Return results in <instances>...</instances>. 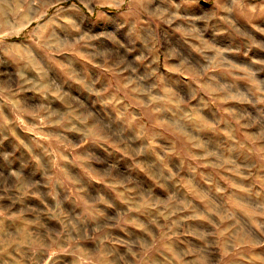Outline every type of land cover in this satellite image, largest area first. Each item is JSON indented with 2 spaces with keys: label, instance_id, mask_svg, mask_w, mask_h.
<instances>
[{
  "label": "clouds",
  "instance_id": "clouds-1",
  "mask_svg": "<svg viewBox=\"0 0 264 264\" xmlns=\"http://www.w3.org/2000/svg\"><path fill=\"white\" fill-rule=\"evenodd\" d=\"M262 170L264 0H0V264H264Z\"/></svg>",
  "mask_w": 264,
  "mask_h": 264
},
{
  "label": "rangeland",
  "instance_id": "rangeland-1",
  "mask_svg": "<svg viewBox=\"0 0 264 264\" xmlns=\"http://www.w3.org/2000/svg\"><path fill=\"white\" fill-rule=\"evenodd\" d=\"M192 11L195 12L197 10L193 9ZM161 51H163V49H161ZM161 59H163V57H161ZM79 63L85 64L86 62L84 60H80ZM5 147H7V145H5ZM212 175L214 179L219 180L220 183L224 184L225 186H227V184L231 180V177L226 176L222 171L219 173H213ZM141 176H143V174H141ZM258 176L261 179H264V170L260 171L258 173ZM193 183L198 191L204 192L206 190V182L203 177L198 178ZM253 191L261 192V196L259 198L253 197L251 200L245 201V203H247L249 206V210H255L256 205L258 203L264 202V189H262L260 183H256L254 185ZM96 194L107 195L106 192H100L99 189L97 190V192L91 193V195H96ZM211 199H215V197H211ZM194 202L201 210L204 209V205L200 204L199 201H194ZM3 203L6 206L8 202L5 201ZM33 203L38 204L39 202L33 201ZM217 203H220V201H217ZM237 219H240L241 223L243 224L245 223L246 218H243L238 213ZM142 222L147 224L148 220L144 219ZM231 227H232V222L226 221L221 226V230H223L224 228H231ZM185 229L186 230L199 229L200 231H213L212 226L205 222H190L188 225H185ZM151 230L155 233H158L160 231V228L157 225H152ZM216 239L217 238L209 237V242L213 243ZM171 247L175 253H188V255L183 257V264H194V262L200 261L201 257L199 253L201 252V250L205 249V245L202 240L197 239L193 235H183V234L179 237L178 240L173 239V241L171 242ZM204 254L207 256L209 264H237V257H231V258L223 257L222 249L215 246L214 243L210 249L205 251ZM253 254L264 256V248L255 249L253 251ZM165 257H167L168 260L173 259L172 253L167 251V249L156 248L148 253V255L145 257V261L146 264H167ZM177 264H180L179 260H177Z\"/></svg>",
  "mask_w": 264,
  "mask_h": 264
}]
</instances>
